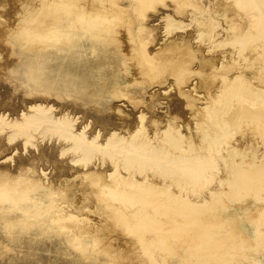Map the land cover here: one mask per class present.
I'll return each mask as SVG.
<instances>
[{
	"label": "bare ground",
	"instance_id": "bare-ground-1",
	"mask_svg": "<svg viewBox=\"0 0 264 264\" xmlns=\"http://www.w3.org/2000/svg\"><path fill=\"white\" fill-rule=\"evenodd\" d=\"M201 2L0 0V42L16 57L7 69L41 92L14 115L0 107V264H189L238 247L219 217L223 183L197 192L223 172L238 196L260 197L264 140L259 163L231 140L245 126L251 145L264 125V74L246 78L225 61L232 52L205 57L242 53L262 18L223 28L218 0ZM13 154L27 158L1 166Z\"/></svg>",
	"mask_w": 264,
	"mask_h": 264
},
{
	"label": "rangeland",
	"instance_id": "rangeland-1",
	"mask_svg": "<svg viewBox=\"0 0 264 264\" xmlns=\"http://www.w3.org/2000/svg\"><path fill=\"white\" fill-rule=\"evenodd\" d=\"M216 2L217 0H203V2L199 4V6L201 7L207 6L208 7L207 10H211L212 7L210 5H215ZM218 3L220 4L219 13H220V19H222L221 24H223V28H226L227 26H230L233 23L234 25H236L235 27L238 30L245 32V31H249L250 29V24H249L250 17L251 18H254V17L262 18V20L256 23V26L253 29V36H251L250 42L246 46V48L241 51L242 53H240V47L238 46L236 49L232 47H225V48L222 47V48H219V50L216 51L215 53L211 55H207L205 58L206 60H209V58L211 59L212 57L217 58L218 56H219L218 58L220 57L223 58V57L228 56L226 55L227 52L229 53L232 52L231 54H233V58L229 55L228 59L227 57L224 58L225 61L230 62V64L232 63L236 64V66L233 64L236 67V70L240 69L241 67L246 68L244 70L243 75L244 76L246 75L245 77L252 80L253 82H257L254 80V77H259V74H264V71L261 70L262 66L264 67V56H263L264 55V36L262 35L264 33L263 32L264 30V0H230V1L229 0H218ZM161 6L162 4L160 3L156 5V7H161ZM181 7H183L185 11H189L193 9V6L189 4L184 5L183 3H181ZM9 8L10 7L8 6V9ZM207 13L210 14L209 12ZM227 14L231 16L229 17L230 19L233 18L232 22L230 23L226 22ZM0 28H1V25H0ZM193 28L195 29L194 23L191 24V27L189 29H186L184 32L192 33ZM160 44H162V41L160 42ZM196 46H197V49L198 47H200L198 46V44L195 45V47ZM4 48L5 50H3ZM201 48H204V47L201 46ZM8 49L9 48L3 42H0V107L2 109L9 110L10 113L14 115L18 113V109L23 104L30 101L34 96L40 95L41 92L32 91L30 88V85L24 82H21L19 80L20 78L19 74L9 71L7 69L8 64L12 65L14 62H16V57L12 55L10 56L9 55L10 52L8 51ZM200 53L202 54V51H200ZM258 54L259 55L261 54L262 56H259ZM199 55H197L196 57V61L198 60V66L199 64H201V61L203 59V58H200L201 55L200 56ZM208 71L209 69L206 68V71L204 72L205 76H208L209 74ZM241 72H243V70ZM232 75L234 74H229L227 79L231 78ZM197 78L198 77H196L195 80L194 79L191 80L192 82L194 81L193 84L195 85L196 83L200 82V79L199 78L197 79ZM261 78L263 80L264 76L261 75ZM228 84H229V81H227V85ZM222 85H223L222 81L218 78L210 82L209 85H207V87L209 86V88L212 89L210 94L213 95L215 94L214 92L218 89V87L217 88L215 87L222 86ZM213 89H215V91ZM156 90H158V88H154V90H149L146 97H149ZM203 91L204 93H202V96L209 95V93H207V89ZM170 93H172L173 95L175 91H171ZM60 103L63 104V101L62 102L60 101ZM119 103L120 105H124V102H119ZM241 129H238L236 132H234V135H233L234 137H232L233 139L232 140L230 139L231 142L236 146L237 152L240 153L239 155H241V153L243 154L247 153L249 155V158L254 157L256 162L259 163L262 159L260 156L261 150H259V148L261 146L259 145V143L264 140V125L262 127L260 126L258 127L260 131L257 130L254 132L255 136L256 137L258 136V138H256L254 135H252L251 137L249 136L252 141L251 145L249 144L244 145L243 142H240L241 136L245 133L247 134L249 130L248 127H245V126L241 127ZM248 135L250 134H247V136ZM4 139H5V133L0 134V142L4 141ZM245 139L247 141V138ZM52 141H54V139H52ZM34 155H35V158L48 161V156L44 154L36 153ZM239 155H238L237 160H242L243 157ZM8 157H11L10 159L11 161L1 166L7 167L10 164L13 165L14 162H17L20 159L27 158V155L20 156V154H16V155L13 154ZM50 164H51V161H50ZM50 171L51 169L48 170V172ZM222 177H225V174L223 172H218L216 182H210L209 184L205 185L201 189H198L199 192L197 193L206 194L207 191L211 190V188L215 187V185L217 186V184H219L220 182L223 183L220 189H222L224 192L223 198L225 199V204L223 205L224 211H222L219 217L225 218L226 220H228L227 217H230L231 221L234 223V226H235L233 233L234 235L238 236L237 240L241 242L238 244V247L234 249H230L229 254L226 252L228 255L225 254L226 257H223L224 260L222 259L221 261H218L214 258H211L210 254L206 255V253H202L201 256L194 257L192 255V259L189 264H201V263L202 264H215V263L216 264H264V223H263L264 221H259L261 218L260 210L264 209V181L260 182V185L262 186V188L259 187L257 191V193L260 194V197L258 198V197H255L253 194L245 195V196L243 195L238 196L234 190V187L238 186L237 182L235 183V180H233L234 182L230 184H225L222 180L223 179ZM253 191L254 190H252V192ZM193 194H190V195L193 196ZM168 222L169 220L167 221V224ZM257 228H259L262 231V234L261 232L257 231ZM177 248L186 249V250L193 249L191 247H186L184 244L178 245ZM193 250L195 254H199L196 251V248ZM13 253H15V251L4 250L2 255L4 257H9V256H14ZM127 263H130V262L126 261V259H119L118 261V264H127Z\"/></svg>",
	"mask_w": 264,
	"mask_h": 264
}]
</instances>
